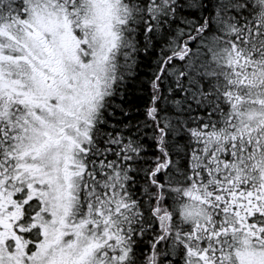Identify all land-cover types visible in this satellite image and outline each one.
<instances>
[{"label":"snow or ice","instance_id":"snow-or-ice-1","mask_svg":"<svg viewBox=\"0 0 264 264\" xmlns=\"http://www.w3.org/2000/svg\"><path fill=\"white\" fill-rule=\"evenodd\" d=\"M0 264H264V0H0Z\"/></svg>","mask_w":264,"mask_h":264}]
</instances>
